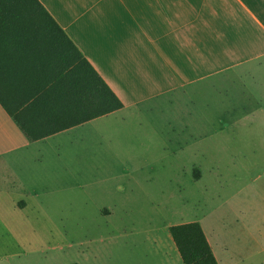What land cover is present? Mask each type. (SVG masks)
Instances as JSON below:
<instances>
[{
    "label": "rangeland",
    "instance_id": "1",
    "mask_svg": "<svg viewBox=\"0 0 264 264\" xmlns=\"http://www.w3.org/2000/svg\"><path fill=\"white\" fill-rule=\"evenodd\" d=\"M168 100L158 101V119L136 120L160 134L131 135L129 150L94 135L78 152L82 178L42 183L44 197L32 198L26 214L4 207L0 264H183L171 251L172 259L164 258L175 247L165 227L200 218L240 264H264L254 241L264 225V102L212 100L218 112L254 116L221 118L213 110L208 119H177L171 130ZM111 120L112 127L122 123ZM105 122L96 124L105 129ZM101 236L106 242L95 243Z\"/></svg>",
    "mask_w": 264,
    "mask_h": 264
},
{
    "label": "crops",
    "instance_id": "2",
    "mask_svg": "<svg viewBox=\"0 0 264 264\" xmlns=\"http://www.w3.org/2000/svg\"><path fill=\"white\" fill-rule=\"evenodd\" d=\"M39 1L124 107L30 140L0 104V214L4 207L19 214L34 210L30 201L44 197L42 183L82 178L75 163H82L78 152L89 146L92 138L98 137L97 142L111 149L129 150L124 142L130 141L131 135L160 134L155 124L149 125L154 129L148 131L136 126V120L149 123L153 116L158 119L160 112L155 107L167 98L173 110L171 130L177 119H208L215 110L212 100L264 102V0ZM216 112L221 118L230 115ZM116 116L122 123L112 127L111 119ZM230 116L254 115L242 112ZM105 120L107 127H98L96 123ZM68 156L72 158L70 166L65 165ZM241 210L238 207L237 211ZM102 212L109 214L108 210ZM201 219L191 222L202 226L218 264L242 263L228 241H221L222 236L215 238L209 220ZM172 225L177 224L169 223L167 232ZM255 232V254H261L264 225ZM106 240L101 236L95 243ZM170 251L176 261L181 259L175 245L163 252L166 261L172 259Z\"/></svg>",
    "mask_w": 264,
    "mask_h": 264
},
{
    "label": "trees",
    "instance_id": "3",
    "mask_svg": "<svg viewBox=\"0 0 264 264\" xmlns=\"http://www.w3.org/2000/svg\"><path fill=\"white\" fill-rule=\"evenodd\" d=\"M0 104L30 140L124 107L39 0H0ZM170 235L183 264H218L198 222Z\"/></svg>",
    "mask_w": 264,
    "mask_h": 264
}]
</instances>
